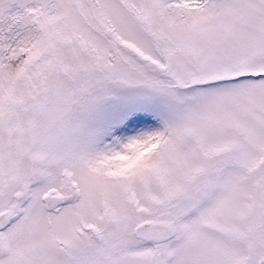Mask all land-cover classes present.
<instances>
[{
  "label": "snow or ice",
  "instance_id": "6c2138e0",
  "mask_svg": "<svg viewBox=\"0 0 264 264\" xmlns=\"http://www.w3.org/2000/svg\"><path fill=\"white\" fill-rule=\"evenodd\" d=\"M0 264H264V0H0Z\"/></svg>",
  "mask_w": 264,
  "mask_h": 264
}]
</instances>
